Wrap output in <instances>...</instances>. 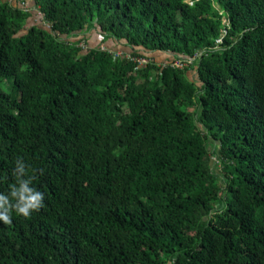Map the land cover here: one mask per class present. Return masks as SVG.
<instances>
[{
    "label": "trees",
    "instance_id": "1",
    "mask_svg": "<svg viewBox=\"0 0 264 264\" xmlns=\"http://www.w3.org/2000/svg\"><path fill=\"white\" fill-rule=\"evenodd\" d=\"M20 1L0 192L22 158L45 199L0 221V264H264V0H31L28 28Z\"/></svg>",
    "mask_w": 264,
    "mask_h": 264
},
{
    "label": "clouds",
    "instance_id": "2",
    "mask_svg": "<svg viewBox=\"0 0 264 264\" xmlns=\"http://www.w3.org/2000/svg\"><path fill=\"white\" fill-rule=\"evenodd\" d=\"M37 171L43 174V169L30 171L22 158L15 160L14 182L9 184L7 193L0 192V221L4 224L12 223L13 213L30 218L32 213L44 207L45 194L34 186Z\"/></svg>",
    "mask_w": 264,
    "mask_h": 264
},
{
    "label": "rangeland",
    "instance_id": "3",
    "mask_svg": "<svg viewBox=\"0 0 264 264\" xmlns=\"http://www.w3.org/2000/svg\"><path fill=\"white\" fill-rule=\"evenodd\" d=\"M16 1V0H14ZM27 1L26 3H23L22 1L19 2V4L21 6H23L25 9H29L31 10V17L29 18V20L26 23V27L28 28L31 25L37 24L39 26H44V22L42 21V16L41 13L34 7L33 2L31 0H25ZM94 35V39H90L89 44H91L92 46H96L99 45L102 38L99 37L95 32L93 33ZM106 46L105 43L102 44V47ZM119 53H122V51L120 50ZM172 59V55L171 54H160V56H158V61H166L169 62ZM211 146V145H210ZM209 150H211V148H209ZM215 158L212 157V161H214ZM216 167L219 168V165L215 162Z\"/></svg>",
    "mask_w": 264,
    "mask_h": 264
},
{
    "label": "crops",
    "instance_id": "4",
    "mask_svg": "<svg viewBox=\"0 0 264 264\" xmlns=\"http://www.w3.org/2000/svg\"><path fill=\"white\" fill-rule=\"evenodd\" d=\"M93 35H94V34H93ZM93 35H92V37H91L92 39H94V36H93ZM106 43H107V45H112V44H113L112 41H110V40H108Z\"/></svg>",
    "mask_w": 264,
    "mask_h": 264
},
{
    "label": "built area",
    "instance_id": "5",
    "mask_svg": "<svg viewBox=\"0 0 264 264\" xmlns=\"http://www.w3.org/2000/svg\"><path fill=\"white\" fill-rule=\"evenodd\" d=\"M179 66H181V64H178Z\"/></svg>",
    "mask_w": 264,
    "mask_h": 264
}]
</instances>
